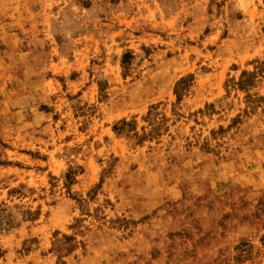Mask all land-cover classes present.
<instances>
[{"label":"rangeland","instance_id":"rangeland-1","mask_svg":"<svg viewBox=\"0 0 264 264\" xmlns=\"http://www.w3.org/2000/svg\"><path fill=\"white\" fill-rule=\"evenodd\" d=\"M0 264H264V0H0Z\"/></svg>","mask_w":264,"mask_h":264},{"label":"trees","instance_id":"trees-1","mask_svg":"<svg viewBox=\"0 0 264 264\" xmlns=\"http://www.w3.org/2000/svg\"><path fill=\"white\" fill-rule=\"evenodd\" d=\"M124 124H127L126 122H124Z\"/></svg>","mask_w":264,"mask_h":264}]
</instances>
